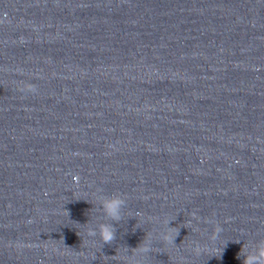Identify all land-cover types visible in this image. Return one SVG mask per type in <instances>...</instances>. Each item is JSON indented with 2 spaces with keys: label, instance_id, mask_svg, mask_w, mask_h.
<instances>
[{
  "label": "water",
  "instance_id": "obj_1",
  "mask_svg": "<svg viewBox=\"0 0 264 264\" xmlns=\"http://www.w3.org/2000/svg\"><path fill=\"white\" fill-rule=\"evenodd\" d=\"M261 243L264 0H0V264H243Z\"/></svg>",
  "mask_w": 264,
  "mask_h": 264
},
{
  "label": "clouds",
  "instance_id": "obj_2",
  "mask_svg": "<svg viewBox=\"0 0 264 264\" xmlns=\"http://www.w3.org/2000/svg\"><path fill=\"white\" fill-rule=\"evenodd\" d=\"M30 91H35L34 86H29ZM126 200L122 196L119 195H109L104 198L101 202V208L104 214L110 218V220L114 222H119L122 219V210L125 206ZM170 223V222H169ZM116 227L114 223H102L99 225L98 229H92L88 235L90 237H96L97 235L100 237L103 245L109 244L111 245L114 241H116ZM222 231V227L217 224L215 227V231L213 232V237L219 234ZM179 235V230L173 236L168 232L160 233V239L167 243L175 244L176 237ZM238 242V241H237ZM139 250L147 255L151 252L152 243L151 240L148 239L146 242H142L139 246ZM196 255L202 253L203 248L200 246H195L192 250ZM222 251H220L219 255L215 256L219 258L221 256ZM239 255H243V264H264V243L258 245L256 253L254 255L244 254V249L242 247L241 253Z\"/></svg>",
  "mask_w": 264,
  "mask_h": 264
}]
</instances>
